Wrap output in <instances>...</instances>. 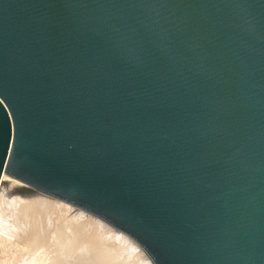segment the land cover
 Masks as SVG:
<instances>
[{
  "label": "water",
  "instance_id": "1",
  "mask_svg": "<svg viewBox=\"0 0 264 264\" xmlns=\"http://www.w3.org/2000/svg\"><path fill=\"white\" fill-rule=\"evenodd\" d=\"M0 232L264 264V0H0Z\"/></svg>",
  "mask_w": 264,
  "mask_h": 264
},
{
  "label": "rangeland",
  "instance_id": "2",
  "mask_svg": "<svg viewBox=\"0 0 264 264\" xmlns=\"http://www.w3.org/2000/svg\"><path fill=\"white\" fill-rule=\"evenodd\" d=\"M3 242H0V264H23L24 261L29 264H47L15 240Z\"/></svg>",
  "mask_w": 264,
  "mask_h": 264
},
{
  "label": "bare ground",
  "instance_id": "3",
  "mask_svg": "<svg viewBox=\"0 0 264 264\" xmlns=\"http://www.w3.org/2000/svg\"><path fill=\"white\" fill-rule=\"evenodd\" d=\"M0 234L2 235V236H1V238L3 239L2 242H3L4 240H6L7 242L11 243V241H9V240L11 239L10 237L6 236L5 234H3V233H1V232H0ZM12 240H13V239H12ZM13 241H14V240H13ZM3 243H4V242H3ZM9 243H8V244H9ZM13 245H14V243H13ZM23 264H29V263H27V262L24 261Z\"/></svg>",
  "mask_w": 264,
  "mask_h": 264
},
{
  "label": "built area",
  "instance_id": "4",
  "mask_svg": "<svg viewBox=\"0 0 264 264\" xmlns=\"http://www.w3.org/2000/svg\"><path fill=\"white\" fill-rule=\"evenodd\" d=\"M1 236H2V235L0 234V242H2L1 240H3V239L1 238ZM9 241H11V242H12L13 240H12V239H10Z\"/></svg>",
  "mask_w": 264,
  "mask_h": 264
}]
</instances>
